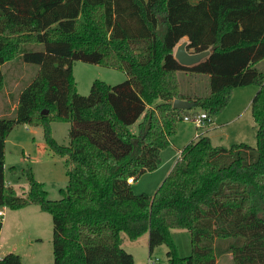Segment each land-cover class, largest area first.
I'll use <instances>...</instances> for the list:
<instances>
[{
    "label": "trees",
    "instance_id": "16d2710c",
    "mask_svg": "<svg viewBox=\"0 0 264 264\" xmlns=\"http://www.w3.org/2000/svg\"><path fill=\"white\" fill-rule=\"evenodd\" d=\"M183 38L186 51L208 55L180 65L173 51ZM14 59L38 72L20 91L15 117L0 118V209L36 205L51 216L52 264H133L122 236L143 234L150 254L166 246L169 264H216L224 255L264 264V73L255 67L264 60V0H0V91L1 67ZM74 61L127 78L94 80L81 96ZM178 72L206 74L208 93H181ZM246 86L258 88L254 147L213 146L200 136L152 195L132 191L127 180L157 169L183 117L204 112L210 124ZM175 99L199 111L174 109ZM52 122L70 123L67 146L53 139ZM17 124L41 127L47 148L64 158L59 200L48 199L30 170L26 197L6 184L5 141ZM172 229L188 231L189 255L177 253ZM0 264L22 262L8 253Z\"/></svg>",
    "mask_w": 264,
    "mask_h": 264
},
{
    "label": "rangeland",
    "instance_id": "374dc122",
    "mask_svg": "<svg viewBox=\"0 0 264 264\" xmlns=\"http://www.w3.org/2000/svg\"><path fill=\"white\" fill-rule=\"evenodd\" d=\"M40 47L37 46L36 48L40 49ZM258 66L259 70L264 73V61L260 62ZM1 71L5 84L0 91V118L12 119L15 117L14 110L18 95L35 78L38 67L14 59L8 65H3ZM72 72L77 92L81 96L89 94L90 86L94 80L114 85L127 78L121 71L82 61L73 62ZM177 79L182 93L194 92L197 94L195 96H205L208 93V76L206 74L178 72ZM251 88L252 86L235 88L230 99L232 101L221 113L212 118L213 125L210 124V127L198 128L193 123L184 120L179 121L175 132L170 137V145L161 151L159 168L152 172H146L135 180L131 185L132 191L135 194L147 193L152 195L166 177L169 167L177 160L179 152L172 147V144L180 148L183 146V149L191 139L198 134H204L208 129L210 130L206 135H211L217 139L218 135L222 136L221 133H229L230 137L225 140L224 144H220L224 147L229 148L233 144L240 143L254 147L256 145V126L251 128L250 108L243 116L248 119V123H241L239 120L240 129L236 125H220L221 122L229 119L234 111H239L247 105L251 96L245 92ZM192 109L199 111L197 106ZM69 127L70 123L68 122H52L50 124L51 135L58 144L68 145ZM131 131L136 133V126H132ZM237 135L241 136L238 137ZM211 144L216 146L214 143ZM4 152L5 182L19 196H27L29 186L26 171L30 170L35 180L43 184L48 193V199L59 200L61 198L60 192L66 189L68 183L65 175L64 158L53 154L47 148L41 127H30L25 124L15 125L5 141ZM10 168H15L16 172L12 173ZM1 222L4 225L0 234V256L6 253H19L22 256L23 264H52V222L48 213L41 211L36 205H29L18 210L4 209ZM122 237V247L133 256L134 264H154L153 262L155 264H169L165 245L156 247L151 254L149 253L147 234H143L135 241L128 240L124 235ZM171 237L177 253L181 257L189 255L188 231L172 229ZM29 241L32 243L30 244ZM216 264L233 263L230 255H224L217 260Z\"/></svg>",
    "mask_w": 264,
    "mask_h": 264
},
{
    "label": "crops",
    "instance_id": "0c3cea01",
    "mask_svg": "<svg viewBox=\"0 0 264 264\" xmlns=\"http://www.w3.org/2000/svg\"><path fill=\"white\" fill-rule=\"evenodd\" d=\"M182 42H186L187 43V39L186 38H183L180 42H179V44L180 43H182ZM178 44V45H179ZM177 45V46H178ZM177 46L174 48V51H173V53L175 52V50H176V48H177ZM187 52H190V51H187ZM20 61V60H19ZM262 61H264V60H262ZM262 61H260V62H262ZM11 61H7V62H5L4 63V65H8L9 63H10ZM259 62V63H260ZM23 63V62H22ZM259 63H257L255 66L259 69ZM180 87V86H179ZM257 90H258V88L257 87H254V86H252V88H251V90H246V92L245 93H249L250 95L249 96H251V98H253L254 97V95H255V93L257 92ZM182 93V92H181ZM183 94H185V95H190V96H195V95H197L196 93H183ZM252 94V95H251ZM249 99V101H248V103H247V105L243 108V109H240L239 111H234L230 116H229V119H226V121H223V122H221V126H229V125H236V127L237 128H239L240 129V125H239V120H240V122L241 123H248V119L245 117H243L246 113H247V110L250 108V104H251V101H252V99ZM232 101V100H231ZM230 101V102H231ZM230 104V103H229ZM228 107V106H227ZM251 110V109H250ZM241 119H243V121H241ZM140 122V120L136 123V124H134V125H131L130 126V130H131V127L132 126H136V130H137V124ZM251 123H252V125H251V128H253V127H255V124L253 125V118H251ZM211 124V126L213 125V122H211L210 123ZM210 124H205L204 125V127H210ZM209 125V126H208ZM238 129V130H239ZM208 130H210V129H208ZM208 130H206L205 131V133L204 134H198V135H196L193 139H191L190 140V142L189 143H191V142H194L196 139L195 138H198V137H200V136H205V137H207L208 139H209V141H210V143H214L216 146H221V147H224V145H220V144H224V142H225V140H227L229 137H230V135H229V133H225V132H223V133H221L222 134V136H219L218 135V139L217 138H214L213 136H211V135H209V136H207L206 135V133L208 132ZM132 132V131H131ZM238 137H240L241 135H237ZM237 137V138H238ZM188 143V144H189ZM186 144V143H185ZM185 144H184V146H185ZM172 147L173 148H175L178 152H180L181 150H182V147L180 148L179 146H176L175 144H172ZM224 148H227V147H224ZM174 164L175 163H173L170 167H169V169H168V171L166 172V176L168 175V173L171 171V169H172V167L174 166ZM159 168V166L157 167V169ZM156 169V170H157ZM134 183V182H133ZM132 183V184H133ZM131 184V185H132ZM4 209H6L7 210V208H2V209H0L1 211H3V214H4ZM4 216V215H3ZM1 220H2V218H1ZM3 223H2V228H1V230H0V234H1V232H2V229H3ZM37 240H39V239H37ZM29 243L31 244L32 242H30L29 241ZM6 254H8V253H6ZM6 254H4V255H6ZM14 254H17V255H19L20 256V258H21V262H22V256L19 254V253H14ZM4 255H2V256H0V259L4 256ZM22 264H23V262H22ZM134 264V263H133Z\"/></svg>",
    "mask_w": 264,
    "mask_h": 264
},
{
    "label": "water",
    "instance_id": "95a60500",
    "mask_svg": "<svg viewBox=\"0 0 264 264\" xmlns=\"http://www.w3.org/2000/svg\"><path fill=\"white\" fill-rule=\"evenodd\" d=\"M185 47L186 42H182L177 46L174 52V58L182 66L190 67L195 65L208 55L207 51L201 53L187 52ZM195 106L196 104L193 101L178 99L172 101V108L178 110H191ZM43 114H47V111H44Z\"/></svg>",
    "mask_w": 264,
    "mask_h": 264
},
{
    "label": "built area",
    "instance_id": "2783aa9c",
    "mask_svg": "<svg viewBox=\"0 0 264 264\" xmlns=\"http://www.w3.org/2000/svg\"><path fill=\"white\" fill-rule=\"evenodd\" d=\"M183 120L186 122L193 123L196 127L200 128V127H203L207 123V121H209V118L204 112H200L196 115L185 116L183 117ZM180 159H181V152H179L176 161H180ZM127 183L131 185L133 183L132 178H129L127 180ZM3 215H4L3 211L0 210V220L3 217ZM153 263L155 264V262Z\"/></svg>",
    "mask_w": 264,
    "mask_h": 264
}]
</instances>
